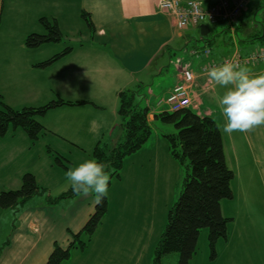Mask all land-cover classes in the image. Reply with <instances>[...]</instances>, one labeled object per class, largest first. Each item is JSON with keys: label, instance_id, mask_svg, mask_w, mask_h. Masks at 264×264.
<instances>
[{"label": "crops", "instance_id": "obj_1", "mask_svg": "<svg viewBox=\"0 0 264 264\" xmlns=\"http://www.w3.org/2000/svg\"><path fill=\"white\" fill-rule=\"evenodd\" d=\"M80 1V8L90 13L94 23L92 35H88L85 38L86 41L81 42L80 45L72 46L71 53L50 67L39 69L35 67L32 59L25 61L31 71L41 74L40 81H44L48 92L56 93L66 101L90 102L78 106L58 107L53 112L62 111L63 114L75 117L90 112L102 113V117L109 115L112 118L111 125L102 126L100 131L111 132L118 125L117 95L119 91L138 83L137 85H141L143 97L147 100L146 107L150 111L149 122L153 129V125L159 122L155 120V115L171 111L167 100L175 86L182 80L183 72L192 71L195 75L191 85V97L194 104L190 109L200 115L206 108L203 115L215 119L221 130L226 164L235 175L231 185L232 200H243L250 206L258 205L257 208L262 210L264 206V127L256 128L248 133L234 132L230 135L224 133L222 131L224 118L217 98L227 89L211 82L202 69L211 65L212 62L219 63L224 58H230L236 51L246 57L258 48L264 49L258 44V40H263L261 37L264 36V27H261L259 22L264 20V0L251 2L243 17L233 26L227 22L207 24L210 29L209 35L213 33L211 39L209 35L207 37L201 35L200 24L178 29L175 19L168 12L159 9L158 0ZM181 1L185 3L187 0ZM216 1L207 0L204 7L209 8ZM8 2L11 0H0V3ZM30 30L32 29L28 22L24 34L30 33ZM221 40L225 43L223 47ZM217 45L218 49H216ZM205 50H210L211 53L206 54ZM242 66L250 68L254 74L264 73L263 62ZM167 82H170L168 86L165 84ZM156 83L163 93L155 102V89L150 86ZM145 86H149L150 94L143 90ZM160 101H162L161 104ZM88 120L89 118L86 117L77 132L69 138L71 141H68L69 145L74 148L88 146L90 147L88 150L91 151L94 145L99 143L97 142L98 132L93 134V124L87 123ZM43 126L47 128L46 132L49 134L54 131V128H48L47 124ZM9 133L0 137V153L6 154L9 150L4 144L12 146L14 143L16 132H12L10 136ZM58 134L63 136V132ZM156 137L159 144L161 137ZM149 139L138 152L146 149L147 158L144 164L148 167V179L152 186L148 194L154 195L159 187L160 178L157 173L160 160H151L150 152L155 153L156 148L153 146L150 148ZM46 146L52 150L50 143ZM164 146L167 150L168 146ZM163 158L171 167L172 155L168 152ZM74 198L73 203L80 204L82 200L90 202L88 216L91 218L97 207L95 205L92 210L93 197L86 198L79 195ZM45 199H47L46 195L37 199L44 204L33 205L27 202L11 222L8 221L10 210L0 209V264H47L55 245L58 244L64 249L68 248L73 240V234L80 233L90 219L83 225L82 214L74 217L71 213L68 218L66 215L63 216L59 206L55 205L46 210ZM72 202L66 201L65 204L71 205ZM252 216L256 219L253 210ZM263 217L264 215L259 219V225L262 228L256 229L255 234L253 230L250 233L246 230L248 237L244 246L247 250L246 254L260 250L263 255L262 263H264ZM230 218L229 226L235 224L236 220L234 216ZM13 224L15 228L12 230ZM5 233L8 237L6 240H4ZM230 264L238 263L232 261Z\"/></svg>", "mask_w": 264, "mask_h": 264}, {"label": "rangeland", "instance_id": "obj_2", "mask_svg": "<svg viewBox=\"0 0 264 264\" xmlns=\"http://www.w3.org/2000/svg\"><path fill=\"white\" fill-rule=\"evenodd\" d=\"M80 2V0H11L8 3H0V100L20 110L27 106L41 107L60 97L46 90L44 81H40L41 74L31 71L25 61L32 59L33 64L41 63L62 52L66 46L80 45L81 42L86 41L85 38L88 35H92L89 24L82 16L83 9L80 8ZM41 17H47L50 22L57 19L64 39L60 43L53 42L38 48H28L25 45L28 34L41 35L46 32L44 26L40 24ZM28 22L32 30L25 35L24 31ZM211 38H213L212 32L209 35V39ZM221 41L223 47L225 43ZM258 44L264 47V38L259 39ZM237 54L236 51L230 58L216 62L217 66L232 60ZM262 62L264 63V60ZM185 72L182 74L180 83L189 81L188 79L186 81ZM168 83L170 82L165 84L168 86ZM137 84L128 88L134 89L138 86ZM191 85L192 82L189 84L190 88H192ZM150 87L155 89L154 101L156 102L163 91L159 90L157 83ZM143 88L150 94L149 86ZM146 101L143 97L141 103L145 108ZM193 104L194 101L191 106ZM191 106L188 108L190 109ZM205 109L200 115H203ZM86 117L89 118L87 123L95 122L93 134L98 132L97 142L99 143H96L91 151L88 150L90 149L88 146L74 148L68 144V141L71 142L69 138L77 132ZM38 120L42 124H47L48 128H54V131L50 134L46 132V135L41 136L37 143L32 142L23 130L15 131L16 138L13 145L4 144L9 150L6 154L0 153V193L18 190L22 185L23 175L32 173L39 185L48 191L47 194L58 197L71 188L70 182L65 177V173L70 168L74 169L87 160L97 161L95 156L97 146L109 154L123 137L120 117L116 129L111 132L100 131L102 126L109 127L112 122L109 115L102 117V113L90 112L75 117L63 114L62 111L55 113L51 110L45 117ZM13 131L11 128L8 135L10 136ZM58 132H63V136H60ZM170 132H176L173 125L158 122L153 125L148 142L150 148L151 146L156 148L155 153L150 152L151 160H160L157 173L160 178L159 187L154 195L148 194L152 186L148 179V167L144 164L147 158L145 148L144 153L141 151L126 158L123 172H121V181L113 177L114 169L109 165L106 166L105 171L111 178L108 186L109 205L106 216L90 239L86 233H83L81 239L86 244L84 249L79 248L78 245L71 249V256L62 264H157L153 258L156 245L167 225L168 211L183 191V182L187 174L185 163L181 165L172 156L173 160L170 161L173 167H169L163 158L168 152L171 155L170 144L164 138V134ZM92 136L94 138V135ZM156 136L161 137H159L161 139L159 144ZM48 143L51 144V151L46 146ZM164 145L168 146L167 150ZM138 159L140 161H137ZM47 194L44 195L48 197ZM41 197L42 195L32 198L28 204H44L37 200ZM84 197L89 198V196ZM74 199H59L52 205L49 199H45V207L47 210L50 206H59L60 213L68 218L71 213L74 217L82 214L84 225L90 218L88 216L90 202L82 200L80 204H77L72 202ZM66 201L73 204L67 205ZM221 205L224 217L234 216L235 224L228 225V237L219 239L214 247L210 245L208 229H203L200 232L197 252L190 264H230L232 261L238 264H264L261 262L263 255L260 250L246 254L247 250L244 248L248 237L246 230L249 233L253 230L255 234L256 229L262 228L259 225V219L264 215V206L261 210L257 208L258 205L250 206L239 199L224 200ZM94 206L95 204L92 210ZM252 210L256 219L252 216ZM9 213L8 221L11 222L17 212L10 210ZM258 214H260L259 217ZM5 236L4 240L8 238L7 233ZM160 264H178V257L176 254L165 255Z\"/></svg>", "mask_w": 264, "mask_h": 264}, {"label": "trees", "instance_id": "obj_3", "mask_svg": "<svg viewBox=\"0 0 264 264\" xmlns=\"http://www.w3.org/2000/svg\"><path fill=\"white\" fill-rule=\"evenodd\" d=\"M246 10L247 8L244 9L239 20ZM82 16L89 24L91 31H94L90 13L83 11ZM259 22L260 26L264 27V20ZM40 24L44 26L46 32L41 35L30 33L25 39V45L28 48H38L43 44L63 41L64 35L56 19L50 22L47 17H41ZM72 50V46H66L62 52L42 63L35 64V67L39 69L50 67ZM141 90V85H138L134 89L123 88L119 91L117 112L121 121L122 140L114 145L109 154L102 151L99 146L95 151L96 162L109 165L114 169L112 175L119 181L122 178L121 172H123L126 158L141 150L152 135V124L149 122L150 111L148 107L142 106ZM89 103L66 101L58 97L41 107L27 106L17 110L0 100V137L6 136L11 128L13 132L21 129L32 142H36L45 135L47 130L38 118L45 117L49 111L58 107ZM155 120L174 126L176 132L164 134V137L170 144L174 159L181 165L186 164L187 174L184 178L182 193L168 211L167 225L156 245L153 258L154 262L160 264L165 255L176 254L178 264H190L197 252L200 232L203 229H208L209 242L213 247L219 239L228 237V225L231 218L224 217L221 204L222 201L233 197L231 185L235 175L226 164L222 133L215 119L208 115L201 116L193 109L185 108L176 112H160L155 115ZM47 193L48 191L39 185L34 174L26 173L18 190L0 193V209L14 210V213H18L30 199ZM47 195L51 205L56 204L59 199H71L78 196L74 194L72 188L59 197ZM108 205L107 196L102 205L96 207L83 230L73 235L74 240L67 249L58 244L55 245L47 264H62L71 256V249L77 245L84 249L86 244L81 239L83 233H86L89 239L93 236L97 226L106 216ZM14 228L15 224L12 225V230Z\"/></svg>", "mask_w": 264, "mask_h": 264}, {"label": "clouds", "instance_id": "obj_4", "mask_svg": "<svg viewBox=\"0 0 264 264\" xmlns=\"http://www.w3.org/2000/svg\"><path fill=\"white\" fill-rule=\"evenodd\" d=\"M207 76L215 85L227 89L217 98L224 118V133H248L264 127V73L254 74L250 68L228 60L212 66ZM93 126L95 129V122ZM105 168L103 163L87 160L70 168L65 177L74 194L92 196L93 203L99 206L108 196L111 179Z\"/></svg>", "mask_w": 264, "mask_h": 264}, {"label": "built area", "instance_id": "obj_5", "mask_svg": "<svg viewBox=\"0 0 264 264\" xmlns=\"http://www.w3.org/2000/svg\"><path fill=\"white\" fill-rule=\"evenodd\" d=\"M252 1L254 0H217L210 8L204 7L206 0H187L185 3H182L181 0H158L157 5L163 12H168L175 19L177 28L182 30L188 26H199L203 23L227 22L233 25ZM206 52L210 53L209 51ZM263 60L264 50L260 49L246 56V58L237 54L230 61L246 65L259 63ZM212 66H217V64L212 62L211 65L205 66L202 72L207 74ZM184 75L186 81L189 80L188 83L176 85L167 101L173 111L188 108L193 103L189 84L194 81L195 75L192 71H186Z\"/></svg>", "mask_w": 264, "mask_h": 264}, {"label": "water", "instance_id": "obj_6", "mask_svg": "<svg viewBox=\"0 0 264 264\" xmlns=\"http://www.w3.org/2000/svg\"><path fill=\"white\" fill-rule=\"evenodd\" d=\"M201 35L203 36V37H207L208 35H209V33H210V29H209V26L208 25H206V24H203V25H201Z\"/></svg>", "mask_w": 264, "mask_h": 264}, {"label": "bare ground", "instance_id": "obj_7", "mask_svg": "<svg viewBox=\"0 0 264 264\" xmlns=\"http://www.w3.org/2000/svg\"><path fill=\"white\" fill-rule=\"evenodd\" d=\"M258 63V62H257ZM257 63H254V64H257Z\"/></svg>", "mask_w": 264, "mask_h": 264}]
</instances>
